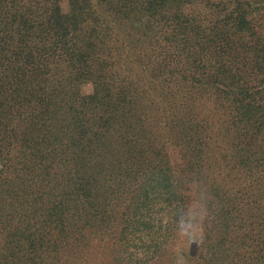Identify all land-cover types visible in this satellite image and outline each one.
<instances>
[{"label":"trees","instance_id":"trees-1","mask_svg":"<svg viewBox=\"0 0 264 264\" xmlns=\"http://www.w3.org/2000/svg\"><path fill=\"white\" fill-rule=\"evenodd\" d=\"M192 202L264 264V0H0V264H161Z\"/></svg>","mask_w":264,"mask_h":264},{"label":"rangeland","instance_id":"rangeland-1","mask_svg":"<svg viewBox=\"0 0 264 264\" xmlns=\"http://www.w3.org/2000/svg\"><path fill=\"white\" fill-rule=\"evenodd\" d=\"M64 11H67V3L62 4ZM91 85L83 86L84 93H90ZM172 159L179 161L176 152H172ZM191 212L185 222H182L178 230L177 236L174 238L170 249L169 256L165 262L161 264H190L191 258L199 251L200 241L203 235L201 225L202 212L195 211L198 208L196 202L190 204Z\"/></svg>","mask_w":264,"mask_h":264}]
</instances>
